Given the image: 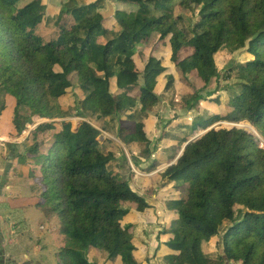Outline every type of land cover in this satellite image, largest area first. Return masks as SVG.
<instances>
[{
	"label": "trees",
	"instance_id": "16d2710c",
	"mask_svg": "<svg viewBox=\"0 0 264 264\" xmlns=\"http://www.w3.org/2000/svg\"><path fill=\"white\" fill-rule=\"evenodd\" d=\"M23 1L0 0V116L9 96L16 101V137L36 116L94 122H80L77 129L67 121L42 123L28 149L30 180L43 190L37 206L47 219L59 220L65 240L59 264H95L88 258L94 249L109 261L141 264L130 234L138 216L125 205L135 203L139 212L149 205L132 188L131 176L120 173L119 142L99 138L102 130L113 133L130 153L140 146L142 156L151 158L147 124L162 101L158 79L169 52L179 75L190 80L184 100L189 109L203 100L211 104L201 93L204 85H219L233 72L237 83L227 86L233 92L227 113L213 112L193 123L191 134L179 141L181 150L194 131L208 132L160 172L176 193L167 203L174 218L163 231L169 235L163 264H264V148L247 129L216 126L246 121L264 138V0H118L137 13H117L111 22L99 12L100 0L85 6L71 0L64 14L73 22L60 25L50 40L38 32L41 0L25 6ZM154 40V52L139 69L138 48ZM243 49L254 59L232 63L226 72L217 67L223 51L231 58ZM167 80L170 91L175 79ZM74 91L70 108L59 107L58 100ZM212 102L217 108L221 99ZM213 239L222 255L206 253Z\"/></svg>",
	"mask_w": 264,
	"mask_h": 264
},
{
	"label": "crops",
	"instance_id": "0c3cea01",
	"mask_svg": "<svg viewBox=\"0 0 264 264\" xmlns=\"http://www.w3.org/2000/svg\"><path fill=\"white\" fill-rule=\"evenodd\" d=\"M34 1L37 0H24L21 5L25 6ZM70 1L41 0L44 6V16L38 32L46 40L57 37L60 25L66 23L70 25L73 22L70 14H64L71 3ZM96 1L98 0H75L79 6L89 5ZM100 1L99 12L110 22L115 21L117 13H137L135 7L121 4L118 0ZM157 41L143 44L138 48L136 58L139 56L137 61L139 69L144 66L146 59L154 52ZM167 54L164 61L165 72L158 79L162 101L150 111L151 119L147 124V136L153 149L151 158L147 159L142 156L143 151L140 146H136L130 153L127 148L126 151L118 143L124 150V157L122 156L120 160V173L123 176H131L132 188L144 196L149 205L143 212L138 211V206L135 203L125 205L128 211L138 216L137 219L130 222L132 223L130 234L137 243V257L141 264H163V258L169 255V250L164 245L169 240V235H164L163 231L173 221L174 215L168 209L167 203L176 193L173 189L174 184L168 183V179H162L160 172L178 157L181 152L179 141L191 134L190 126L193 123L213 112L227 113L226 102L233 97V92L228 90L227 86H233L236 83H228L223 86L225 87L223 91L218 90L223 82L230 81L232 74L235 73L233 72L228 80H222L219 85H210L207 88L205 85L203 86L205 95H208L207 98L211 104L203 100L197 108L189 109L186 105H184L185 108L175 106L170 103V98L173 95L177 97L182 95L179 94L180 90L187 91L184 94H189L190 84L187 81L181 82L180 79L185 77L179 75L174 63L170 60V52L169 55ZM253 59V55L248 53L247 49L239 50L231 55V61L224 69L220 70L226 72L232 63H246ZM169 76L174 77L175 87L170 91H165ZM112 91L114 92L115 89ZM77 93L78 91H74L59 99L58 106L69 109L72 103L71 99ZM218 97L221 99V103L216 108L212 100ZM0 100L3 98L1 97ZM4 100H6V109L0 116V258L4 259L3 264H59L57 254L65 246V240L59 232V220L57 218L47 219L37 206L41 201L43 190L40 185L30 180L32 167L29 162L31 156L28 154V149L35 142V136L32 133L40 124H59L67 121L72 123L74 129H77L80 122L84 120L81 121L82 117L78 116H59L46 119L36 116L33 117V123L28 125V130L16 137L12 122L16 101L9 96H5ZM196 112L197 115L194 116ZM90 122L94 124V122ZM183 124H188L189 127H183ZM97 128L100 130V125ZM199 133L200 129L194 131L191 136L195 137ZM54 134L55 131H52L45 136L46 144ZM102 134H105L107 138L114 139L110 137L113 134L109 132L102 130ZM42 137L43 135L39 134L38 140L41 141ZM12 145H17V147L13 148ZM134 157H138L137 160ZM171 160L172 162H170ZM88 258L95 264H122L119 259L106 260L103 253L95 249L88 253Z\"/></svg>",
	"mask_w": 264,
	"mask_h": 264
},
{
	"label": "rangeland",
	"instance_id": "374dc122",
	"mask_svg": "<svg viewBox=\"0 0 264 264\" xmlns=\"http://www.w3.org/2000/svg\"><path fill=\"white\" fill-rule=\"evenodd\" d=\"M228 56L229 55L227 54V51H223L219 55V57L217 58V61H216L217 62V66L219 67V69H224L226 67V65L229 63V61H231L230 60L231 58H228ZM235 75H236V73H233L232 77L230 78V81L229 82H227V81L223 82L220 85V87L218 88V90L219 91H223L225 89V87H223V86L228 84V83H234V82L237 83V79L235 78L236 77ZM180 80H181L182 83H185L187 81V83L190 84V80H188L186 78H183V79H180ZM182 89L185 90V88H182ZM201 91H204V90H201ZM184 93H187V91H181L180 90L179 94H182V95L178 96L179 101L173 103V99L174 98L172 96V98H170V103L174 104L175 106H181L182 108H185L184 107V105H185V101L184 100L189 97L188 96L189 94H184ZM201 93L204 94V95L206 94V92H201ZM168 100H169V97H168ZM195 115H197V112H196V114H194V116ZM243 122H246V121H243ZM243 122L239 123V125H242L241 128L247 129L249 132H251L253 135H255L258 138V142H259L260 147L264 148V142L262 141V140H264L263 136L257 131V129L250 122L249 123H243ZM230 124H232V123H229L227 121H223V122H221L219 124H216V126H217L218 130L219 129H232V126ZM111 134H113V133H111ZM111 134H109V135H111ZM110 137L114 138L116 140V142H119V144H121L120 141L115 138V135H111ZM125 209H127V208L125 207ZM205 251H206V253L210 254L211 256L222 255V249L218 246L217 239H213L208 244V246H206Z\"/></svg>",
	"mask_w": 264,
	"mask_h": 264
},
{
	"label": "water",
	"instance_id": "95a60500",
	"mask_svg": "<svg viewBox=\"0 0 264 264\" xmlns=\"http://www.w3.org/2000/svg\"><path fill=\"white\" fill-rule=\"evenodd\" d=\"M80 120H81V121L84 120L85 122L90 123L88 120H86V119H84V118H81ZM230 125L232 126V128H234V127L241 128V127H242V125H239V124H233V123H232V124H230ZM206 132H208V130H206V131H204V132H202V133L196 135V136L193 137L188 143L184 144V146H183V148H182L180 154H179L178 157L176 158L175 162H177L178 159L182 156V154H183L185 148L187 147V145H188L190 142L195 141L196 139H198L201 135H203V134L206 133ZM106 138H107V136H106L105 134H102V135L100 136L99 140L104 141V140H106ZM113 140H115V139H113ZM115 141H116V140H115ZM262 141L264 142V140H262ZM121 146L126 150V147H125L122 143H121ZM126 151H127V150H126Z\"/></svg>",
	"mask_w": 264,
	"mask_h": 264
}]
</instances>
